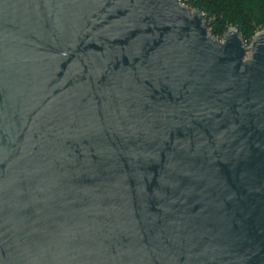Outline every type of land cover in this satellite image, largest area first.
<instances>
[{
  "label": "water",
  "instance_id": "obj_1",
  "mask_svg": "<svg viewBox=\"0 0 264 264\" xmlns=\"http://www.w3.org/2000/svg\"><path fill=\"white\" fill-rule=\"evenodd\" d=\"M0 264H264V30L0 0Z\"/></svg>",
  "mask_w": 264,
  "mask_h": 264
},
{
  "label": "trees",
  "instance_id": "obj_2",
  "mask_svg": "<svg viewBox=\"0 0 264 264\" xmlns=\"http://www.w3.org/2000/svg\"><path fill=\"white\" fill-rule=\"evenodd\" d=\"M190 10H198L207 22L210 35L221 40L230 27L238 30L245 45L264 30V0H181Z\"/></svg>",
  "mask_w": 264,
  "mask_h": 264
},
{
  "label": "rangeland",
  "instance_id": "obj_3",
  "mask_svg": "<svg viewBox=\"0 0 264 264\" xmlns=\"http://www.w3.org/2000/svg\"><path fill=\"white\" fill-rule=\"evenodd\" d=\"M222 40V39H221ZM221 40H219V41H221ZM246 46H248V45H246ZM250 56V51L248 52V54H247V57H249Z\"/></svg>",
  "mask_w": 264,
  "mask_h": 264
}]
</instances>
